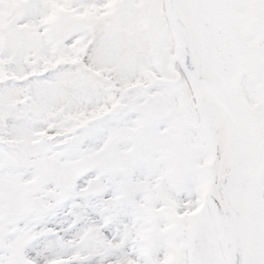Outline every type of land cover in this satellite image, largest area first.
Wrapping results in <instances>:
<instances>
[{"label": "snow or ice", "instance_id": "6c2138e0", "mask_svg": "<svg viewBox=\"0 0 264 264\" xmlns=\"http://www.w3.org/2000/svg\"><path fill=\"white\" fill-rule=\"evenodd\" d=\"M0 264H264V0H0Z\"/></svg>", "mask_w": 264, "mask_h": 264}]
</instances>
